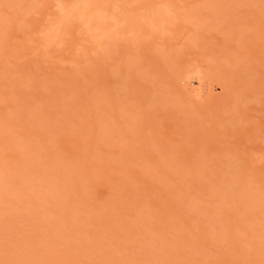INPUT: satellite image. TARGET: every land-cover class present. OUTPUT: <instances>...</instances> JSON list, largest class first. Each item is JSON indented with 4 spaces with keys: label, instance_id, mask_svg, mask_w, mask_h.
<instances>
[{
    "label": "rangeland",
    "instance_id": "374dc122",
    "mask_svg": "<svg viewBox=\"0 0 264 264\" xmlns=\"http://www.w3.org/2000/svg\"><path fill=\"white\" fill-rule=\"evenodd\" d=\"M0 264H264V0H0Z\"/></svg>",
    "mask_w": 264,
    "mask_h": 264
},
{
    "label": "bare ground",
    "instance_id": "6f19581e",
    "mask_svg": "<svg viewBox=\"0 0 264 264\" xmlns=\"http://www.w3.org/2000/svg\"><path fill=\"white\" fill-rule=\"evenodd\" d=\"M84 6V5H83ZM188 80V79H187ZM201 80V79H200ZM199 80V81H200ZM192 81V80H191ZM202 83V82H201ZM200 83V86L198 85L199 88H197V90L199 91V93H201L204 89V85ZM191 84V83H190ZM195 85V84H194ZM189 86V85H188ZM193 86V85H192ZM192 86H190L192 88ZM194 87V86H193ZM196 87V86H195Z\"/></svg>",
    "mask_w": 264,
    "mask_h": 264
}]
</instances>
